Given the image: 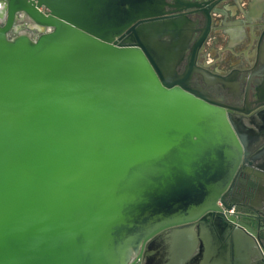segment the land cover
<instances>
[{"label": "water", "instance_id": "95a60500", "mask_svg": "<svg viewBox=\"0 0 264 264\" xmlns=\"http://www.w3.org/2000/svg\"><path fill=\"white\" fill-rule=\"evenodd\" d=\"M163 5L5 0L0 264H264V207L225 202L253 135L173 80L192 32Z\"/></svg>", "mask_w": 264, "mask_h": 264}, {"label": "flooded vegetation", "instance_id": "af4514ba", "mask_svg": "<svg viewBox=\"0 0 264 264\" xmlns=\"http://www.w3.org/2000/svg\"><path fill=\"white\" fill-rule=\"evenodd\" d=\"M163 4L162 9L170 12L166 17H183L192 32L186 57H193V63L186 60L176 69L182 78L173 80H180L204 101L221 104L237 122L247 125L254 138L251 157H256L241 167L230 196L225 198L230 205L228 213L239 214L242 202L259 211L264 207V177L251 175L248 169L264 167V0H163ZM178 8L180 11L175 12ZM38 10L48 12L44 6ZM5 18V0H0V24ZM208 18L210 30L197 49ZM16 21L10 37L22 29L30 31L32 37L46 31L25 22L23 15L19 14ZM124 39L114 40L121 43ZM146 262L141 259L140 264Z\"/></svg>", "mask_w": 264, "mask_h": 264}, {"label": "crops", "instance_id": "0c3cea01", "mask_svg": "<svg viewBox=\"0 0 264 264\" xmlns=\"http://www.w3.org/2000/svg\"><path fill=\"white\" fill-rule=\"evenodd\" d=\"M208 250H204V253L203 254L204 256H208V255H215V256H218L221 260H231L232 259V255H230L229 251L228 250H221V249H218V250H214V252H207ZM220 255V256H219ZM235 258L240 262L238 264H243L241 263L243 260H242V256L239 255L238 253L235 255ZM206 260V258H200V262H203V263H200V264H205L204 261Z\"/></svg>", "mask_w": 264, "mask_h": 264}]
</instances>
